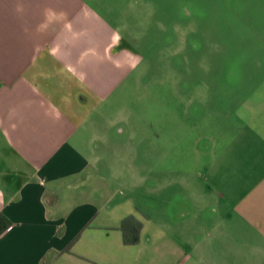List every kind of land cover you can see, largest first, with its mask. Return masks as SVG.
Returning <instances> with one entry per match:
<instances>
[{"label":"crops","instance_id":"0c3cea01","mask_svg":"<svg viewBox=\"0 0 264 264\" xmlns=\"http://www.w3.org/2000/svg\"><path fill=\"white\" fill-rule=\"evenodd\" d=\"M148 1L0 0V264H244L246 234L264 264V54L208 93L198 166L196 92L187 125L179 91L157 95L171 123L114 101L140 62L122 34L162 17Z\"/></svg>","mask_w":264,"mask_h":264},{"label":"rangeland","instance_id":"374dc122","mask_svg":"<svg viewBox=\"0 0 264 264\" xmlns=\"http://www.w3.org/2000/svg\"><path fill=\"white\" fill-rule=\"evenodd\" d=\"M148 5L154 15L159 12L162 17L149 18L147 28L141 24L145 19L138 18L133 33L122 34L133 47V53L140 56V62L132 72L137 78L129 81L126 94L114 101L117 106L126 103L136 111L131 116L133 123L140 121L141 109L157 123L158 93L165 92L168 103L171 99L167 92L179 91L182 96L179 119L187 125L193 122V115L189 117L183 102L189 93L196 92L198 113L194 120L199 128V166L206 141L210 140L207 133L219 132L222 115L220 106L215 105L206 116L202 105L210 101V91L226 88L221 75L241 76L244 58L248 64L252 56L264 54L261 49L264 47V3L260 0H149ZM250 69L247 65L245 72ZM160 76L164 79L157 78ZM211 100L219 102V99ZM168 118L158 121L171 123ZM243 237L244 245L239 249L243 251L244 264H252V236Z\"/></svg>","mask_w":264,"mask_h":264},{"label":"trees","instance_id":"16d2710c","mask_svg":"<svg viewBox=\"0 0 264 264\" xmlns=\"http://www.w3.org/2000/svg\"><path fill=\"white\" fill-rule=\"evenodd\" d=\"M119 226L122 232V241L124 243L136 242L139 229V222L137 220H135L132 216L127 215L121 219Z\"/></svg>","mask_w":264,"mask_h":264}]
</instances>
